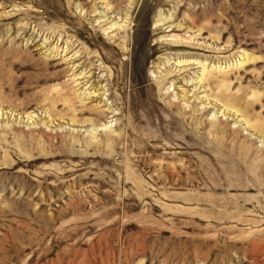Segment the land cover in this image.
I'll list each match as a JSON object with an SVG mask.
<instances>
[{"label": "rangeland", "instance_id": "374dc122", "mask_svg": "<svg viewBox=\"0 0 264 264\" xmlns=\"http://www.w3.org/2000/svg\"><path fill=\"white\" fill-rule=\"evenodd\" d=\"M0 264H264V0H0Z\"/></svg>", "mask_w": 264, "mask_h": 264}, {"label": "bare ground", "instance_id": "6f19581e", "mask_svg": "<svg viewBox=\"0 0 264 264\" xmlns=\"http://www.w3.org/2000/svg\"><path fill=\"white\" fill-rule=\"evenodd\" d=\"M249 59V58H248ZM97 115V114H96ZM96 145V144H95Z\"/></svg>", "mask_w": 264, "mask_h": 264}]
</instances>
